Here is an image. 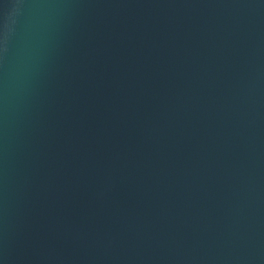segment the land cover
I'll return each mask as SVG.
<instances>
[{
	"label": "water",
	"instance_id": "1",
	"mask_svg": "<svg viewBox=\"0 0 264 264\" xmlns=\"http://www.w3.org/2000/svg\"><path fill=\"white\" fill-rule=\"evenodd\" d=\"M0 264H264V0H170L0 211Z\"/></svg>",
	"mask_w": 264,
	"mask_h": 264
}]
</instances>
